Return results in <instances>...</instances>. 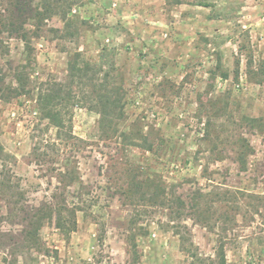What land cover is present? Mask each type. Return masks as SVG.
Segmentation results:
<instances>
[{
	"label": "rangeland",
	"instance_id": "374dc122",
	"mask_svg": "<svg viewBox=\"0 0 264 264\" xmlns=\"http://www.w3.org/2000/svg\"><path fill=\"white\" fill-rule=\"evenodd\" d=\"M74 1L28 43L0 25V264H264V0ZM73 60L92 70L70 85ZM54 82L81 99L60 127Z\"/></svg>",
	"mask_w": 264,
	"mask_h": 264
},
{
	"label": "trees",
	"instance_id": "16d2710c",
	"mask_svg": "<svg viewBox=\"0 0 264 264\" xmlns=\"http://www.w3.org/2000/svg\"><path fill=\"white\" fill-rule=\"evenodd\" d=\"M36 0H7L8 7L4 8V12H8L7 15H2L0 18V25L5 27L6 30L11 32L12 34H16L21 39L28 43V30L26 29V25L29 24L30 20H37L38 22H42L41 20L48 19L52 17L54 14H60L63 16L64 20H71L68 17V13L70 12V8L74 5V0H39L38 4H35ZM36 25V24H34ZM37 24V26L39 27ZM78 56V55H77ZM92 70V67L87 63L84 66L79 65L77 60H73L70 62L69 66V83L67 84H76L78 81L84 80L89 74V71ZM95 74V73H94ZM238 75V70H237ZM108 76V75H107ZM226 77L227 74H224ZM91 81L96 78L90 77ZM66 83L54 82L51 86L42 88L37 102L40 104V108L43 110L44 114L47 118H49L54 125L57 127L63 126L64 121L62 118V108L65 107V104L70 99H75L76 102L81 99H77V95H74L73 88H67ZM108 81L99 85L94 82L95 86H98V90L102 91V95H100V104L102 109H100L101 113V122L110 120V116L112 112H117L116 117L122 118L124 115L123 104L121 103V97L119 95H113L114 92L119 94L116 89L118 88H109ZM25 86H23V89ZM17 92H19L17 90ZM66 101V102H65ZM98 104H93L91 107L95 108ZM127 137V136H126ZM131 140V144L135 146H141L147 150H152L155 146V141H151L148 137L147 133H141L140 135L133 137H128ZM240 147L237 150V158L241 165L246 163V158L249 154L253 152V147L247 140V138L240 136ZM199 197L202 195V191L197 192ZM193 208L199 207L198 197L194 196ZM66 216L63 215L62 212L58 213L57 216V226L64 230L65 233L75 230L76 221L70 218V225H66L64 218ZM221 264H226V257L224 252L221 249L220 252Z\"/></svg>",
	"mask_w": 264,
	"mask_h": 264
}]
</instances>
